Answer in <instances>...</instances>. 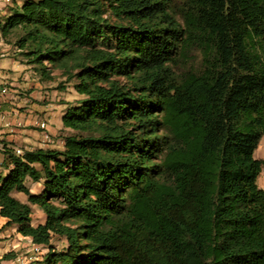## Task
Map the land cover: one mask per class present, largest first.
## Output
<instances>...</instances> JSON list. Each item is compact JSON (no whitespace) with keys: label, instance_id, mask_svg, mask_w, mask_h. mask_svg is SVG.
<instances>
[{"label":"trees","instance_id":"1","mask_svg":"<svg viewBox=\"0 0 264 264\" xmlns=\"http://www.w3.org/2000/svg\"><path fill=\"white\" fill-rule=\"evenodd\" d=\"M175 1L108 0L116 23L101 0L6 7L2 39L46 80L77 71L84 97L63 150L3 148L0 218L38 264H264V0H182L183 23Z\"/></svg>","mask_w":264,"mask_h":264},{"label":"crops","instance_id":"2","mask_svg":"<svg viewBox=\"0 0 264 264\" xmlns=\"http://www.w3.org/2000/svg\"><path fill=\"white\" fill-rule=\"evenodd\" d=\"M6 15V4L1 0L0 21H2ZM3 42L4 40L0 34V44ZM3 51L6 50H0V53ZM20 69L24 71L25 65L21 64L18 59L12 58L8 54L0 55V175L2 176H6L9 172V168L5 164V157L2 153L5 145L21 152L35 150L37 148L63 150L65 140L62 138V135L64 134L67 136L70 132V130L63 127V116L65 115L68 105L56 106L54 104L33 103L17 96V93H19V90L23 89L22 87L24 85L23 82L19 83L18 81L20 77L19 75L17 77V73ZM8 84L11 85L12 88L9 89L10 93L4 95L2 94V89L6 88L5 85ZM27 85L28 83L26 86ZM16 103H19V107L26 108L24 110L26 114H20L12 107ZM28 113H38L39 115L35 116V119H33ZM25 116H28L30 119L25 118ZM38 119L48 120L50 123L49 134L52 138L51 143H46L43 133L37 125ZM28 123L34 125L38 130L36 134L31 136L35 141H38L35 144H29L31 140L27 142L28 144L24 143L28 135L24 134L25 131L22 130L21 127ZM26 184L32 193L35 191L34 186H36V184L43 187L41 183H34L31 179H28ZM13 195L21 202L28 203V198L25 194L15 192ZM7 221L8 220L5 218H0V264H20L21 261L23 263L33 261V255H30V258L24 256L19 259H5V256L8 254L26 253L25 247L30 246L32 242L31 238L23 237L18 234L15 226H6ZM39 261H41V259H39Z\"/></svg>","mask_w":264,"mask_h":264},{"label":"rangeland","instance_id":"3","mask_svg":"<svg viewBox=\"0 0 264 264\" xmlns=\"http://www.w3.org/2000/svg\"><path fill=\"white\" fill-rule=\"evenodd\" d=\"M1 1V0H0ZM4 2V0H2ZM23 0H11L9 4H6L7 8H13L15 9L18 4H21ZM102 3L105 4V10H106V17L109 18L111 23H116L115 18L112 16L111 11L108 7L109 2L108 0H101ZM13 4V7H9L10 4ZM181 8H182V0H176L174 3L173 7V13L177 20L181 23L182 21V16H181ZM2 22V21H0ZM11 42L14 43L15 39L12 37ZM0 50H6L0 53L2 54H8L10 57H14L18 59V61L21 62V64L25 65V69H20L17 73V77L19 75L20 79L18 80L19 83L23 82V89L19 90V93H17V96H19L23 100H28L29 102L33 103H45V104H54L56 106H63V105H76L81 99L84 97L79 96L74 88L75 84L78 82L77 79L74 77H71L73 74H75L77 71H73L70 74H64V71L61 70H54L52 72V78L53 80H46L42 78V76L39 74V72L35 71V66H29L27 65L26 58L21 55V53L18 51V49L13 45V44H7L5 41L0 44ZM202 59H203V54L200 50H195L193 51L190 55L188 56H180L176 55V62L175 64H171V68L173 69L174 72L181 73L185 70H199L202 66ZM6 65V63H5ZM50 67V65H47ZM122 82H126V79L121 78L120 79ZM28 85L26 86V84ZM6 88L8 87V93H10L9 89L12 88L11 85H5ZM81 98V99H80ZM20 100V99H19ZM18 113L20 114H26L24 110L26 109L25 107H19V103H16L15 105L12 106ZM31 115V118L35 119V116H38V113H28ZM25 118H28V116H25ZM42 120V119H38ZM22 130L25 131L24 134L28 135L27 140L24 141L25 144H28L27 142L31 143H36L38 141H35L32 135L37 133V128L32 125L31 123L24 124L22 127ZM69 132V131H68ZM72 132L70 131L68 134H71ZM80 135V133H73ZM30 135V136H29ZM65 135H62V138H64ZM33 144V145H34ZM255 158L256 159H264V138L261 140L260 145L258 149L255 152ZM0 161H1V156H0ZM31 182V181H30ZM258 185L264 189V171L260 175L258 179ZM34 194H40L41 191L43 190V187H41L39 184H36L34 186ZM15 193V192H14ZM33 208V214H32V223L33 225L37 226L43 222H45V214L44 212L39 209L37 206L32 207ZM53 244L55 246H59L58 241L54 240ZM32 246H27L25 247L26 253L21 254V253H13L14 257L13 259H19L21 257H29L30 255H33V261H28L29 263H23L21 261L20 264H38L39 259L42 258L41 254H35L31 250ZM62 248V245L60 244V247Z\"/></svg>","mask_w":264,"mask_h":264},{"label":"built area","instance_id":"4","mask_svg":"<svg viewBox=\"0 0 264 264\" xmlns=\"http://www.w3.org/2000/svg\"><path fill=\"white\" fill-rule=\"evenodd\" d=\"M11 0H4V2L6 4H9ZM8 93V88H3L2 89V94L6 95ZM37 125L39 127V129L41 130V132L43 133V137L46 140V143H51L52 138L49 134V129H50V123L48 122V120H38L37 121ZM18 153H21V151H17ZM31 250L35 253V254H41L44 252V250L42 249L41 246L33 244L31 242Z\"/></svg>","mask_w":264,"mask_h":264}]
</instances>
